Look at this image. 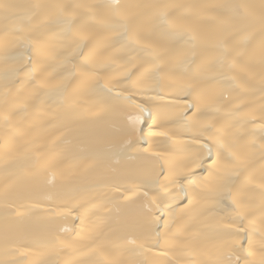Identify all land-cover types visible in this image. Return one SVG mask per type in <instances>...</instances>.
Returning a JSON list of instances; mask_svg holds the SVG:
<instances>
[{
	"label": "bare ground",
	"instance_id": "obj_1",
	"mask_svg": "<svg viewBox=\"0 0 264 264\" xmlns=\"http://www.w3.org/2000/svg\"><path fill=\"white\" fill-rule=\"evenodd\" d=\"M0 264H264V0H0Z\"/></svg>",
	"mask_w": 264,
	"mask_h": 264
},
{
	"label": "snow or ice",
	"instance_id": "obj_2",
	"mask_svg": "<svg viewBox=\"0 0 264 264\" xmlns=\"http://www.w3.org/2000/svg\"><path fill=\"white\" fill-rule=\"evenodd\" d=\"M190 106V105H189ZM143 111V109H142ZM209 152L211 151L210 148H208L207 145L204 146ZM200 161V156L197 154V155H193V157L188 161V166H192V167H195L198 165ZM217 191L219 192H224V191H227L226 187L224 186H221Z\"/></svg>",
	"mask_w": 264,
	"mask_h": 264
}]
</instances>
